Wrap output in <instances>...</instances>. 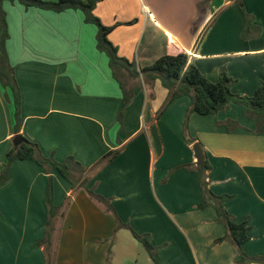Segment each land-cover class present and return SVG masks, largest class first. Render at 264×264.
Segmentation results:
<instances>
[{
  "label": "crops",
  "instance_id": "crops-1",
  "mask_svg": "<svg viewBox=\"0 0 264 264\" xmlns=\"http://www.w3.org/2000/svg\"><path fill=\"white\" fill-rule=\"evenodd\" d=\"M3 6L21 92L18 134L45 158L62 163L72 156L88 169L85 184L74 188L51 170L55 264H239L237 247L217 242L227 229L214 202L202 208L195 143L211 166L200 167L207 188L230 196L224 206L236 222L250 218L243 251L264 257V133L256 132L244 106L231 102L218 114L193 113L186 131L191 96L169 103L161 82L140 74L128 83L134 96L124 108L109 57L97 48L98 28L83 11L58 13L17 1ZM93 12L113 27L110 41L139 71L164 54L186 53L211 81L225 68L235 95L253 96L264 81V0H101ZM14 111L0 83V175L18 135ZM227 120L240 126L229 131ZM113 150L121 153L96 167ZM49 176L32 158L10 166L0 185V264H47L38 243L48 232ZM89 190L109 200L111 210ZM133 232L149 236L154 258L123 247L115 252L116 243L128 240L125 233L137 240Z\"/></svg>",
  "mask_w": 264,
  "mask_h": 264
},
{
  "label": "trees",
  "instance_id": "trees-1",
  "mask_svg": "<svg viewBox=\"0 0 264 264\" xmlns=\"http://www.w3.org/2000/svg\"><path fill=\"white\" fill-rule=\"evenodd\" d=\"M19 2L25 7H36L45 10H53L56 12H63L68 9H79L85 15L87 23L94 24L98 27L97 34V48L106 53L109 57L110 66L113 71L115 79L120 83L123 90L124 108L132 100L133 86H128L121 80L120 76L124 73L130 79H138L140 74H143L147 79L154 82L159 80L164 88L169 93V103L182 95H189L192 98V104L189 108L186 121L185 130H188V121L193 113L200 115H214L225 110L231 102L240 104L245 107V115L249 119L256 121V132L264 133V81L260 82L253 96H239L233 94L231 88L234 80L229 76L227 70L222 68L219 77L216 81H211L205 74L201 72L198 66L190 61V56L186 53H179L176 55L164 54L158 58L152 65L138 70L134 62L121 57L118 53V48L110 41L109 34L113 27L104 26L100 19L94 15L96 4L101 0H58L54 2L44 0H0V83L4 91L5 99L12 102L14 105L15 116V133H19L21 129V92L18 86L14 67L11 65L9 55L7 52V41L10 37L9 26L7 20V13L4 9V2ZM124 111L119 114V122L122 123ZM223 125L229 131L239 127V123L233 120H227ZM20 135V134H18ZM22 142L15 146L7 154L6 164L0 175V185L7 179L8 170L16 160H25L32 158L35 160L47 174H49V188L45 198L47 206L48 217L47 221L48 232L46 238L38 243V245H45V253L47 254V264H55L51 259V250L53 246V233H54V218L58 209L53 204V178L51 176L52 168H55L59 173L67 179L71 186L74 188L78 184L84 185L87 181L85 175L88 169L81 165L74 157L69 156L62 163L55 161L52 157L45 158L39 146L24 137ZM121 150H113L108 152L96 165V167L103 166L115 159ZM207 170L211 169L209 162L205 159ZM192 165H185L187 169H192ZM200 171L201 180L205 189V197L202 201V208L209 205V201L214 202L217 212V221L225 225L227 232L226 235L217 240L222 242L230 240L236 247L239 253V264H264V257H249L243 251V245L249 241L250 218L238 223L227 212L224 202L230 198L228 195L216 196L207 188V177L204 170L197 167ZM91 197L97 202L105 205L107 211L111 210L109 200L95 194L93 191H88ZM134 237L139 240L146 248L148 253L154 258L155 249L150 242L149 236H140L133 232Z\"/></svg>",
  "mask_w": 264,
  "mask_h": 264
},
{
  "label": "rangeland",
  "instance_id": "rangeland-1",
  "mask_svg": "<svg viewBox=\"0 0 264 264\" xmlns=\"http://www.w3.org/2000/svg\"><path fill=\"white\" fill-rule=\"evenodd\" d=\"M21 4V3H20ZM24 6V5H23ZM53 11V10H52ZM56 12V11H54ZM59 13V12H58ZM9 26V24H8ZM98 28V27H97ZM68 33L71 34V30H68ZM9 39L8 41L11 39V33H10V30H9ZM21 36V33H18V36L16 35V37L18 39H21L22 38L20 37ZM7 41V42H8ZM70 48H66V52L69 56H73V52L71 50H69ZM106 54V53H105ZM67 55V57H68ZM122 57V56H121ZM121 80L125 83H130L129 81H133L132 79H129L128 75L127 74H122L120 76ZM127 234L128 236V240H124L122 241L121 243H116L117 244V248H115V252H118L119 249H121L123 247V250L124 252H140L141 253V257H144V258H148V251L146 250L145 246L140 242V241H137L135 240L131 234L129 233H125ZM142 259H139V261H141Z\"/></svg>",
  "mask_w": 264,
  "mask_h": 264
},
{
  "label": "water",
  "instance_id": "water-1",
  "mask_svg": "<svg viewBox=\"0 0 264 264\" xmlns=\"http://www.w3.org/2000/svg\"><path fill=\"white\" fill-rule=\"evenodd\" d=\"M21 142H22V137L20 135L15 136V138H14L15 146H18ZM193 150L195 153L197 165L200 166L201 168H204L205 167V159H204V154H203V150L201 148V145L199 143H195L193 146Z\"/></svg>",
  "mask_w": 264,
  "mask_h": 264
}]
</instances>
